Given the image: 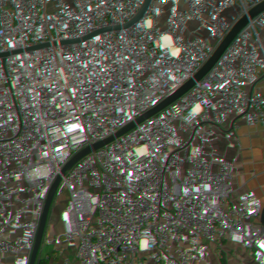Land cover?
<instances>
[{
	"label": "built area",
	"instance_id": "2783aa9c",
	"mask_svg": "<svg viewBox=\"0 0 264 264\" xmlns=\"http://www.w3.org/2000/svg\"><path fill=\"white\" fill-rule=\"evenodd\" d=\"M26 1L0 0V60L22 43ZM62 1L66 16L58 24L83 27L72 51L67 54L68 47L52 61L34 57L0 73V264L77 263L152 208L209 140L264 107L262 72L239 66L217 75L210 87L182 67L149 81L101 148L82 158L127 90L153 67L128 48L114 53L109 29L115 16H126L128 28L143 35L133 0H86L84 8ZM151 2L178 33L163 50L151 44L147 58L153 63L175 59L193 49L194 40L216 33L176 19L168 0ZM5 35L10 39L1 43ZM127 44L134 47L133 40ZM231 49L230 43L221 52ZM240 79L243 86L229 101L222 92ZM263 166L264 120L208 150L161 210L85 264H178L190 248L231 260L243 244L255 255L238 264H264V191L255 195L261 226L232 214L224 225L209 222L235 198L236 170H245L253 187ZM182 264H194V258Z\"/></svg>",
	"mask_w": 264,
	"mask_h": 264
},
{
	"label": "crops",
	"instance_id": "0c3cea01",
	"mask_svg": "<svg viewBox=\"0 0 264 264\" xmlns=\"http://www.w3.org/2000/svg\"><path fill=\"white\" fill-rule=\"evenodd\" d=\"M72 1L82 8L86 6V0ZM133 6V18L143 29V35L137 36L133 29L128 28L129 21L126 16H115L111 27L118 37V40H115V54L123 47L122 44L133 40L136 51L148 57L153 54L151 44L157 49L163 50L178 38L175 28L154 7L151 0H133ZM65 16L62 0L26 1L19 31L22 43L14 54L0 60V71L9 74V70L13 66L28 62L34 57L52 61L64 55L66 49L73 45L80 30V25L75 22L58 24V18L62 20ZM9 39L10 36L5 35L2 37L1 43H5ZM233 44L234 48L226 55L218 51L203 64H199V62L194 64L190 67L191 73L203 78L210 87H216L217 75L233 71L239 66H244L254 74L262 72L264 77V14L244 29L233 40ZM210 61H213V64L209 65ZM185 84L191 86L188 81H185ZM242 86L243 81L240 79L223 91L222 95L228 97L229 101H234L231 92L238 91ZM237 141H235L236 144L243 146L239 140ZM228 165L227 162H223L222 168L225 170ZM248 178L249 175L245 170L240 168L236 170V175L232 178L235 198L229 205H220L217 208L215 215L209 218L211 224L224 225L229 215L232 214L243 223L262 225L263 214L255 201V195L264 191V171L253 187ZM251 187V191L247 193ZM254 255V250L248 244H243L231 260L223 256H206L199 249L190 248L176 261L178 264H182L194 258V264H238L240 258H251Z\"/></svg>",
	"mask_w": 264,
	"mask_h": 264
},
{
	"label": "water",
	"instance_id": "95a60500",
	"mask_svg": "<svg viewBox=\"0 0 264 264\" xmlns=\"http://www.w3.org/2000/svg\"><path fill=\"white\" fill-rule=\"evenodd\" d=\"M264 14V0H258L251 8L242 13L241 15L234 18L231 22L226 24L222 29L217 31L212 37L207 38L206 40H194V47L189 52L178 56L175 59L167 61L166 63H153L146 56L136 51L134 47H129L127 43L122 44L123 47L128 48L134 55H136L140 60L149 64V66L153 67V69L144 75H142L134 84L127 90L124 96L121 98L119 103L116 106L115 111L110 116L103 134L98 141L97 145L86 153L82 158H88L91 155L95 154L103 145L105 140L108 137V134L117 121L119 116L122 114L124 109L132 102V100L142 91L143 87L151 80L165 76L171 72H174L182 67H192L194 64L210 57L214 53L221 51L228 44H230L244 29H246L251 23L256 21L259 17ZM83 31V27L80 28L77 37L71 46L69 54L72 49L75 47L78 37ZM109 32L114 40H118V37L115 33L109 29ZM25 63V62H22ZM20 64V63H19ZM3 71H0L2 73ZM264 120V107L253 117L246 120L245 122L234 126L230 130L223 131L219 135L213 137L209 140L205 146L201 147L189 160V162L184 166L182 171L176 177L170 188L165 192V194L158 200V202L152 206L147 212H145L140 218H138L135 222H133L130 226L125 228L121 233H119L115 238L106 242L99 248L95 249L94 252L86 255L81 260H79L75 264H85L90 261L95 255H98L105 251L106 249L114 246L119 243L121 240L135 232L138 228L148 222L155 213L161 210L168 201L172 198V196L176 193L182 182L186 179L195 165L207 154L208 150H211L219 143L232 139L239 132L252 127L253 125ZM78 158L72 159V161H76ZM70 160H64V162H69ZM264 171V166L262 171L255 177V183L261 176Z\"/></svg>",
	"mask_w": 264,
	"mask_h": 264
},
{
	"label": "trees",
	"instance_id": "16d2710c",
	"mask_svg": "<svg viewBox=\"0 0 264 264\" xmlns=\"http://www.w3.org/2000/svg\"><path fill=\"white\" fill-rule=\"evenodd\" d=\"M258 0H168L173 16L203 33L217 32Z\"/></svg>",
	"mask_w": 264,
	"mask_h": 264
},
{
	"label": "rangeland",
	"instance_id": "374dc122",
	"mask_svg": "<svg viewBox=\"0 0 264 264\" xmlns=\"http://www.w3.org/2000/svg\"><path fill=\"white\" fill-rule=\"evenodd\" d=\"M231 45H232V49H233V48H234L233 41L231 42ZM223 54L226 55V53H223ZM210 57H212V56H210ZM210 57H208V58H206V59L200 61L199 64H201V63L203 64V63L206 62V60H208ZM140 96H143V93H141ZM235 140H237V139H235Z\"/></svg>",
	"mask_w": 264,
	"mask_h": 264
}]
</instances>
